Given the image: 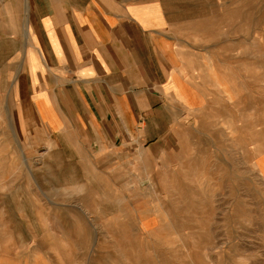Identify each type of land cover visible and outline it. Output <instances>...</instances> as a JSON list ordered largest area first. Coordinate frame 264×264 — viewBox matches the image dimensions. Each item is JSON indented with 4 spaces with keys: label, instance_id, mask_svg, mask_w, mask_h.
<instances>
[{
    "label": "crops",
    "instance_id": "1",
    "mask_svg": "<svg viewBox=\"0 0 264 264\" xmlns=\"http://www.w3.org/2000/svg\"><path fill=\"white\" fill-rule=\"evenodd\" d=\"M226 16L214 0H0V122L11 129L0 264H78L76 244L54 246L92 239L94 216L137 219L134 238H157L156 215L141 211L156 205L142 198L186 164V118L231 126L252 111L253 58L238 49L251 30ZM254 163L264 184V151ZM66 222L80 228L65 233Z\"/></svg>",
    "mask_w": 264,
    "mask_h": 264
},
{
    "label": "rangeland",
    "instance_id": "2",
    "mask_svg": "<svg viewBox=\"0 0 264 264\" xmlns=\"http://www.w3.org/2000/svg\"><path fill=\"white\" fill-rule=\"evenodd\" d=\"M214 1L228 14L229 21L224 23H237V31L246 36L251 30L247 45L238 49L241 53L246 49L253 58L252 111H237V121L231 126L217 116L203 119L201 125L187 117L188 134H181L188 144L186 164L177 168L175 162L166 191L155 197L146 193L142 198L153 199L150 203L156 205L141 211L156 215L157 238H134L137 219L128 217L122 223L94 216L86 227L92 231V239L60 241L54 246L76 244L78 264H264V184L254 163L264 151V0ZM249 125L263 141L260 147L250 139ZM9 131L8 122L1 121L0 252L5 255L8 216L2 206L8 201ZM13 147L17 150L15 143ZM31 184L29 179L26 187L30 190ZM33 197L38 199L34 192ZM41 199L54 200L48 194ZM143 221V229L156 224L155 219ZM36 225L34 218L35 231ZM61 226L65 233L80 228L68 222Z\"/></svg>",
    "mask_w": 264,
    "mask_h": 264
},
{
    "label": "bare ground",
    "instance_id": "3",
    "mask_svg": "<svg viewBox=\"0 0 264 264\" xmlns=\"http://www.w3.org/2000/svg\"><path fill=\"white\" fill-rule=\"evenodd\" d=\"M250 129H249V134H250V139L252 140V142H256L257 143V147H260L261 145H263V141H261L260 138H256L257 136V131L252 129V125H249ZM26 163V162H25ZM254 165V164H253ZM81 207V206H80ZM81 210V209H80ZM84 210V209H83ZM96 244V243H95Z\"/></svg>",
    "mask_w": 264,
    "mask_h": 264
}]
</instances>
